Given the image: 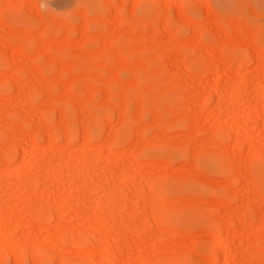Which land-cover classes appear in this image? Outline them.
<instances>
[{
    "label": "rangeland",
    "instance_id": "1",
    "mask_svg": "<svg viewBox=\"0 0 264 264\" xmlns=\"http://www.w3.org/2000/svg\"><path fill=\"white\" fill-rule=\"evenodd\" d=\"M0 154V264H264V0H0Z\"/></svg>",
    "mask_w": 264,
    "mask_h": 264
},
{
    "label": "bare ground",
    "instance_id": "2",
    "mask_svg": "<svg viewBox=\"0 0 264 264\" xmlns=\"http://www.w3.org/2000/svg\"><path fill=\"white\" fill-rule=\"evenodd\" d=\"M234 29H235V27H234ZM235 32H236V31H235ZM235 32H234V33H235ZM245 33H246V32H245ZM235 34H236V33H235ZM235 34H234V35H235ZM237 34H240V32L237 33ZM246 34H247V33H246ZM246 34H245V35H246ZM240 35H242V34H240ZM240 35L237 36V37H240V39L243 40V39L241 38V37H243V35H242V36H240ZM217 37H219V36H217ZM221 37L223 38L224 35H222ZM221 37H220V38H221ZM222 38H221V39H222ZM221 39H220V41H221ZM237 40L240 41L239 38H237ZM218 43H219V42H218ZM219 46H220V45H219ZM131 49L133 50V47H132ZM259 54H260V53H259ZM114 55H117V54H114ZM117 56H119V55H117ZM258 56H260V55H258ZM221 57H222V56H221ZM115 58H116V57H115ZM259 58H260V57H259ZM119 60H120V59H119ZM223 60H225V58H223L222 61H223ZM9 61H10V60H9ZM11 62H12V61H10V63H11ZM224 62H226V61H223V63H224ZM12 63H13V62H12ZM12 65H13V64H12ZM91 65H92V64H91ZM207 65H209V64H207ZM207 65H206V66H207ZM210 65H211V64H210ZM211 66H212V65H211ZM208 67H209V66H208ZM13 68H14V67L12 66V70H14V71H15V70H16V71L19 70V69H16V68L13 69ZM18 68H19V67H18ZM21 69H22V67L20 68V70H21ZM22 70H23V69H22ZM152 71H153V70H152ZM152 71H151V72H152ZM154 72H156V71H154ZM156 73H157V72H156ZM12 75H14V74H12ZM12 77H13V76H12ZM12 77H11V78H12ZM14 77H15V76H14ZM8 78H10V76H9ZM12 79H13V78H12ZM5 81H6V80H5ZM10 81H11V80H10ZM12 81H13V80H12ZM134 85H135V84H134ZM22 87H23V86H22ZM18 88H19V87H18ZM19 89H20V88H19ZM29 95H30V94H29ZM123 96H124V93H123ZM28 97H29V96H28ZM22 98H23V97H22ZM27 99H28V98H27ZM21 100H22V99H21ZM27 101H28V100H27ZM28 102H29V101H28ZM62 115H63V114H62ZM63 116H64V115H63ZM40 118H41V117H40ZM39 120H40V119H39ZM121 120H122V119H121ZM40 123H41V122H40ZM38 124H39V123H38ZM39 125H40V124H39ZM42 125H43V124H42ZM42 125H41V126H42ZM50 126H51V125H50ZM81 129H82V128H81ZM87 129H88V128H87ZM36 130H37V129H36ZM136 130H137V129H136ZM63 131H64V130H63ZM83 131H84V130H83ZM23 132H24V131H23ZM37 132H38V131H37ZM45 132H46V131H45ZM138 132H139V131H138ZM84 133H85V131H84ZM24 134H25V133H24ZM42 134H43V133H42ZM89 134H90V133H89ZM133 134H134V133H133ZM22 135H23V134H22ZM33 135H34V134H32L31 136H33ZM45 135H46V134H45ZM27 136H28V135H27ZM29 136H30V135H29ZM29 136H28V137H29ZM46 136H47V135H46ZM87 136H89V135H87ZM87 136H86V137H87ZM23 138H24V135H23ZM32 138H33V137H32ZM53 138H54V137H53ZM67 138H68V137H67ZM87 138H88V140L86 141L87 143L85 142V143H86V146H88L89 149H93V148H94V147H93L94 145H93V146L91 145V139H90L89 137H87ZM26 139H27V138H26ZM33 139L35 140V138H33ZM54 139H55V138H54ZM54 139H52V140L50 141V142H51L50 144H52V142H53ZM68 139H69V138H68ZM28 141H29V139H28ZM31 142H32V140H31ZM52 146H56V144H55V145L53 144ZM95 146H96V145H95ZM97 146H98V145H97ZM57 147H58V146H57ZM103 147H104V146H103ZM51 148H52V147H51ZM53 148H54V147H53ZM88 148H87V149H88ZM33 149H34V148H33ZM40 149H41V148H36V150H40ZM85 149H86V148H85ZM89 149H88V150H89ZM102 149H106V148H101V150H102ZM36 150H34V151H36ZM6 151H7V150H6ZM28 151L31 152L30 150H28ZM28 151H27V152H28ZM117 151H118V149H117ZM29 152H28V153H29ZM36 152H38V151H36ZM36 152H33V154L36 153ZM4 153H5V152H4ZM4 153H2V154H4ZM28 153H27V154H28ZM2 154H0V155H2ZM22 154H23V153H22ZM25 154H26V153H25ZM25 154H24V156H26ZM29 155H31V154H28L27 156H29ZM34 155H35V154H34ZM31 156H33V155H31ZM8 157H9V154H8V156H7V154L2 155V156L0 157V161L2 160L4 163H3V162H1V163H3L4 165H7V164H8V161H9L8 159H10V158H8ZM22 157H23V156H22ZM33 157H34V156H33ZM166 157H167V156H166ZM166 157H165V158H166ZM26 158H27V157H26ZM28 159H29V157H28ZM68 160H69V159H68ZM68 160H67V163L70 164V162H69ZM70 160H71V158H70ZM23 161H24V160H23ZM25 162H26V160H25ZM4 165H3V166H4ZM66 165H67V164H66ZM7 166H8V165H7ZM9 166H10V165H9ZM68 166H69V165H68ZM4 167H5V166H4ZM10 167H11V166H10ZM37 167H38V166H37ZM38 168H39V167H38ZM239 168H240V167H239ZM242 171H243V170H242ZM131 174H132V173L127 172L126 175H125V177H124L122 180H125V179L130 178V177H131ZM33 176H34V175H33ZM236 176H237V175H236ZM32 178H33V177H32ZM30 180H32V179L29 178V181H30ZM29 181H28V182H29ZM28 182H27V183H28ZM30 184L32 185L31 188H32V187H33V188H36V187H37V186H36V185H37V180H34V178H33V181H30ZM30 184H28V185L30 186ZM253 185H254V184H253ZM27 187H28V186H27ZM254 187H256V186L254 185ZM33 188H32V190L34 191L35 189H33ZM28 189H29V188H28ZM30 190H31V189H30ZM35 191H36V190H35ZM35 191H34V194H36ZM31 192H32V191H31ZM32 193H33V192H32ZM32 196H33V195H32ZM35 197H36V195H35L34 197H32L33 199H30V198H29L30 200L27 199V200H29V201L26 203L25 206H23V207H25V209H26V212H25V213H26V214L28 213V214L32 217V219H37V217L41 215L40 207H39V205H37V202H38V201H37V198H35ZM34 200H36V202H35ZM38 200H39V199H38ZM66 201H67V200H66ZM119 202H120V201H119ZM67 203H68V201H67ZM67 203L64 201V203L61 204L62 206L59 208L60 210L58 209L59 211L57 212V214H58L59 216H57V217H60V218H61V216H62L66 211L68 212V211H70V209H72L71 206H69L70 203H69V204H67ZM114 203H115V202H114ZM116 203H117V202H116ZM24 204H25V203H24ZM24 204H23V205H24ZM38 204H39V203H38ZM121 204H122V203H121ZM41 205H42V204H41ZM70 205H71V204H70ZM115 205H116V204H115ZM47 206H48V205H47ZM116 206H118V205H116ZM23 207H22V209H23ZM69 207H70V209H69ZM158 208H159V207H158ZM249 208H250V207H249ZM245 209H246V208H245ZM72 210H73V213H74L75 217H79V216H81V215L78 213V210H77L76 208L73 207ZM42 213H43V212H42ZM49 213H50V212H48V214H49ZM150 213L154 215L153 210H152V212H150ZM28 214H27V216H28ZM43 214H44V213H43ZM153 215H152V216H153ZM27 216H26V217H27ZM42 216H43V215H42ZM42 216H40V217H42ZM152 216H151V217H152ZM45 217H46V215H45ZM57 217H56V218H57ZM28 218H29V216H28ZM47 218H48V217H46L45 219H47ZM152 218H153V217H152ZM48 219H49V218H48ZM153 219H154V218H153ZM30 220H31V219H30ZM154 220H155V219H154ZM42 221H43V224H44V222L46 221V223H47L48 220H45V221H44V219H43ZM59 222H60V221H59ZM155 222H156V220H155ZM242 222H243V221H242ZM43 224H42V225H43ZM44 225H45V224H44ZM44 225H43V226H44ZM156 225H158V224H156ZM43 226H42V227H43ZM3 229H4V227H3ZM228 229H229V228H228ZM60 233H63V231H60ZM60 233H59V234H60ZM223 233H224V232H223ZM224 234H225V233H224ZM62 235H63V234H62ZM59 236H60V235H59ZM222 239H223V241H224L225 243L228 242V239H227L226 236L223 237ZM59 242H60V241H59ZM77 242H78V241H77ZM60 244H61V242H60ZM60 244H59V245H60ZM78 244H79V243H78ZM57 247H58V244H57ZM55 248H56V247H55ZM0 251H1V250H0ZM93 251H94V250H93L92 248L89 249V252H90V253H93ZM107 251H108L109 255H112L113 252H112V249H111L110 247L107 248ZM220 251H221V250H220ZM4 252H5V254L8 253V254H10V255H11V253H12V255L14 254L15 257H16V262H17L16 264H20V263L22 264V259H21V258H22V254H24V250H23V248H20V246H19V247L16 246L15 248H13V249H11V250H9V251H5V250H4ZM1 253H3V252L1 251L0 254H1ZM32 253H33V254H32V257H31L32 261L34 262V260H35L36 263L39 262L38 260H39V257H40V256H39L38 248L33 249ZM47 255H48V254H47ZM26 256H27V255H26ZM3 257H4V256H3ZM48 257H49V256H48ZM37 259H38V260H37ZM109 259H111V258H109ZM36 260H37V261H36ZM20 261H21V262H20ZM35 262H34V263H35Z\"/></svg>",
    "mask_w": 264,
    "mask_h": 264
}]
</instances>
